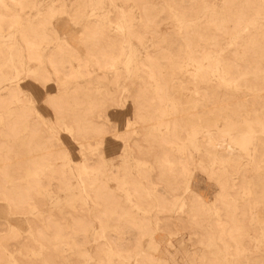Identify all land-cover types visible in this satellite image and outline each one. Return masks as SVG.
<instances>
[{"label": "rangeland", "instance_id": "rangeland-1", "mask_svg": "<svg viewBox=\"0 0 264 264\" xmlns=\"http://www.w3.org/2000/svg\"><path fill=\"white\" fill-rule=\"evenodd\" d=\"M0 264H264V0H0Z\"/></svg>", "mask_w": 264, "mask_h": 264}]
</instances>
